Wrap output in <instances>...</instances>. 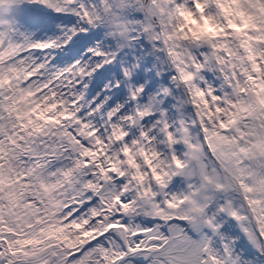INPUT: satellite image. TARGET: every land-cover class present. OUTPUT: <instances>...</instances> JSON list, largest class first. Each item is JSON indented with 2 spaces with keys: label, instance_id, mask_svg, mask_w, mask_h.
I'll return each mask as SVG.
<instances>
[{
  "label": "snow or ice",
  "instance_id": "1",
  "mask_svg": "<svg viewBox=\"0 0 264 264\" xmlns=\"http://www.w3.org/2000/svg\"><path fill=\"white\" fill-rule=\"evenodd\" d=\"M0 264H264V0H0Z\"/></svg>",
  "mask_w": 264,
  "mask_h": 264
}]
</instances>
